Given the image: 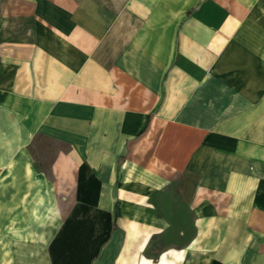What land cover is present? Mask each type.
I'll list each match as a JSON object with an SVG mask.
<instances>
[{"label":"crops","instance_id":"1","mask_svg":"<svg viewBox=\"0 0 264 264\" xmlns=\"http://www.w3.org/2000/svg\"><path fill=\"white\" fill-rule=\"evenodd\" d=\"M76 205L90 264H264V0H0V264Z\"/></svg>","mask_w":264,"mask_h":264},{"label":"trees","instance_id":"2","mask_svg":"<svg viewBox=\"0 0 264 264\" xmlns=\"http://www.w3.org/2000/svg\"><path fill=\"white\" fill-rule=\"evenodd\" d=\"M76 205L49 246L52 264H90L111 230L110 215ZM80 216V217H79ZM102 222V224L100 223ZM96 225L102 228L95 233Z\"/></svg>","mask_w":264,"mask_h":264},{"label":"rangeland","instance_id":"3","mask_svg":"<svg viewBox=\"0 0 264 264\" xmlns=\"http://www.w3.org/2000/svg\"><path fill=\"white\" fill-rule=\"evenodd\" d=\"M60 148L61 146L55 142L36 138L32 143L31 149L37 169H39L40 165L47 168L54 154Z\"/></svg>","mask_w":264,"mask_h":264}]
</instances>
